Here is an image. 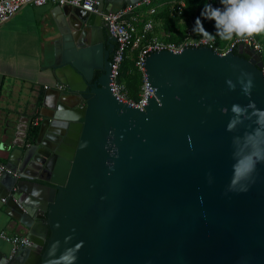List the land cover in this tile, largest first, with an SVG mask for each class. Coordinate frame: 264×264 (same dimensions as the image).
Instances as JSON below:
<instances>
[{
  "label": "water",
  "instance_id": "water-1",
  "mask_svg": "<svg viewBox=\"0 0 264 264\" xmlns=\"http://www.w3.org/2000/svg\"><path fill=\"white\" fill-rule=\"evenodd\" d=\"M96 1L108 14L142 0ZM72 9L77 30L51 66L66 91L9 151L15 175H0L5 212L33 246L0 264H49L56 241L60 251L83 241L76 264H264V164L247 191H228L232 139L247 128L226 130L231 106L249 103L242 72L264 109L262 55L155 52L146 75L156 92L142 110L115 96L111 67L98 75L116 42L103 17Z\"/></svg>",
  "mask_w": 264,
  "mask_h": 264
},
{
  "label": "crops",
  "instance_id": "crops-1",
  "mask_svg": "<svg viewBox=\"0 0 264 264\" xmlns=\"http://www.w3.org/2000/svg\"><path fill=\"white\" fill-rule=\"evenodd\" d=\"M154 3H171V9L174 3L180 2L155 0ZM216 3L222 6L220 0ZM72 8L52 2L40 7L28 5L0 26V163H8L9 151L26 135L37 134L33 131L38 132L46 115H52L45 106L56 103L57 92H65L59 90L60 82L51 66L66 54L65 47L71 46L69 42L77 30ZM159 8L156 6L157 10ZM146 10L138 9L144 21L153 18L147 16ZM154 22L156 34L162 30L159 22ZM5 210L0 194V235L28 236ZM17 253H13L12 246L0 237V262Z\"/></svg>",
  "mask_w": 264,
  "mask_h": 264
},
{
  "label": "built area",
  "instance_id": "built-area-1",
  "mask_svg": "<svg viewBox=\"0 0 264 264\" xmlns=\"http://www.w3.org/2000/svg\"><path fill=\"white\" fill-rule=\"evenodd\" d=\"M209 5L214 8H220L216 0H207ZM49 2L56 3L60 6H70L85 10L89 13L101 15L108 27L110 35L116 39V51L111 65V88L115 96L131 105L132 107L144 109L149 100L154 97L155 89L150 85L146 75L147 58L155 53L162 51H171L174 53L182 52L185 48H200L207 47L220 54L233 52L240 45L248 46L255 52L262 55L264 59V45L255 34L247 41H238L236 38L229 41L225 49L217 46V40L214 37H209L204 34H198L191 30L181 37V41L170 42L162 40L155 34V22L149 19L144 21L140 18L138 9L146 7V14L152 17L157 13L154 6L155 0H142L138 5H126L125 7L103 14L100 10V3L96 0H0V26L17 15L25 6H44ZM186 8L185 2H180L173 5L171 8L172 15L182 16ZM142 24V27L141 25ZM137 53L136 67L143 74V85L138 94V98L134 99L130 96L126 85L120 81L122 66L128 56ZM59 90H64L65 87L58 85ZM150 98V99H149ZM15 175L5 164L0 163V175ZM5 203L6 199H2ZM1 239L12 246L13 253H17L20 249L29 248L26 241L31 242L28 236L22 235H7L2 233Z\"/></svg>",
  "mask_w": 264,
  "mask_h": 264
},
{
  "label": "clouds",
  "instance_id": "clouds-1",
  "mask_svg": "<svg viewBox=\"0 0 264 264\" xmlns=\"http://www.w3.org/2000/svg\"><path fill=\"white\" fill-rule=\"evenodd\" d=\"M222 7L214 8L206 5L202 13L206 19L215 22L216 35L226 41L236 38L238 41H247L255 34L264 33V0H220ZM202 31L211 36L198 20L194 31ZM242 93L249 98L247 105L233 104L231 117L226 130L230 133L238 132L246 127L243 134L233 136V176L228 191L244 192L248 190L249 183L253 181L257 165L264 164V109L251 101L254 87L251 74L242 72L238 78ZM230 90H236V83L226 81ZM227 113L228 109H223ZM59 227V225H57ZM73 237H65L64 244L69 245ZM29 246L31 242L26 241ZM61 242L53 245L52 259L49 264H76L78 253L83 248V241L73 246L64 247L60 251ZM59 252V255L56 253Z\"/></svg>",
  "mask_w": 264,
  "mask_h": 264
},
{
  "label": "trees",
  "instance_id": "trees-1",
  "mask_svg": "<svg viewBox=\"0 0 264 264\" xmlns=\"http://www.w3.org/2000/svg\"><path fill=\"white\" fill-rule=\"evenodd\" d=\"M179 2H185L186 8L182 16L172 15L170 4L171 3H154V6L161 7L157 10V13L153 15L152 20L159 22L160 29L162 34L160 38L164 41L170 42H180V32L183 27L187 30H191L198 34H204L202 31L198 30L197 32L194 29L197 27V21L199 20L203 28L212 35L209 37H214L217 40V46L221 49H225L229 41L221 39L216 35L215 22L210 19H206L202 15L204 12L205 6L209 5L207 0H179ZM146 8V7H143ZM183 26V27H182ZM185 32V33H186ZM161 33V31H160ZM206 35V34H204ZM208 36V35H206ZM258 38L262 40V37L259 35ZM233 52L238 53V47H236ZM137 53H131L128 58L125 60L122 66V73L120 81L123 82L132 98H138V94L143 85V74L136 67ZM33 133H37L33 131Z\"/></svg>",
  "mask_w": 264,
  "mask_h": 264
},
{
  "label": "flooded vegetation",
  "instance_id": "flooded-vegetation-1",
  "mask_svg": "<svg viewBox=\"0 0 264 264\" xmlns=\"http://www.w3.org/2000/svg\"><path fill=\"white\" fill-rule=\"evenodd\" d=\"M114 45H115L114 49L108 48L109 50H107V53L104 54V57L102 58V61H101V65H102V69L103 70L98 72V75L104 73L106 68H110L111 67L112 60H113V57H114V54H115V51H116V48H117L116 42L114 43ZM62 91H66V89H64ZM79 101L80 100L77 98L72 104L78 103Z\"/></svg>",
  "mask_w": 264,
  "mask_h": 264
},
{
  "label": "rangeland",
  "instance_id": "rangeland-1",
  "mask_svg": "<svg viewBox=\"0 0 264 264\" xmlns=\"http://www.w3.org/2000/svg\"><path fill=\"white\" fill-rule=\"evenodd\" d=\"M185 30H186V28H183V29H182V31L180 32V34H181L180 37H182V35L185 34V32H186ZM156 34L160 37L161 34H162V31H161V33H160V31H158ZM259 35L262 37V40H260V41H261V42L263 43V45H264V33H258L257 36H259Z\"/></svg>",
  "mask_w": 264,
  "mask_h": 264
}]
</instances>
